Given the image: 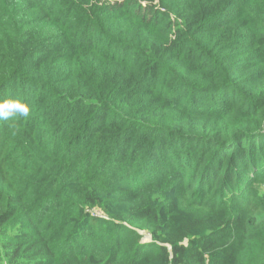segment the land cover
<instances>
[{
	"label": "trees",
	"instance_id": "16d2710c",
	"mask_svg": "<svg viewBox=\"0 0 264 264\" xmlns=\"http://www.w3.org/2000/svg\"><path fill=\"white\" fill-rule=\"evenodd\" d=\"M17 100L0 264H264V0H0Z\"/></svg>",
	"mask_w": 264,
	"mask_h": 264
},
{
	"label": "clouds",
	"instance_id": "9594fccd",
	"mask_svg": "<svg viewBox=\"0 0 264 264\" xmlns=\"http://www.w3.org/2000/svg\"><path fill=\"white\" fill-rule=\"evenodd\" d=\"M17 113L27 117L30 113L29 105L18 100L0 104V120H7Z\"/></svg>",
	"mask_w": 264,
	"mask_h": 264
},
{
	"label": "rangeland",
	"instance_id": "374dc122",
	"mask_svg": "<svg viewBox=\"0 0 264 264\" xmlns=\"http://www.w3.org/2000/svg\"><path fill=\"white\" fill-rule=\"evenodd\" d=\"M101 214H102V213H101ZM148 239H149V237L145 236L143 240L146 241V240H148Z\"/></svg>",
	"mask_w": 264,
	"mask_h": 264
},
{
	"label": "built area",
	"instance_id": "2783aa9c",
	"mask_svg": "<svg viewBox=\"0 0 264 264\" xmlns=\"http://www.w3.org/2000/svg\"><path fill=\"white\" fill-rule=\"evenodd\" d=\"M94 214H95V215H98V214H99V212H98V211H97V212H94Z\"/></svg>",
	"mask_w": 264,
	"mask_h": 264
}]
</instances>
